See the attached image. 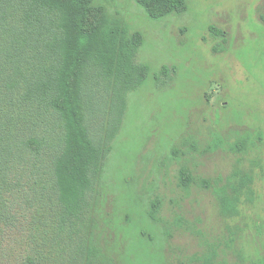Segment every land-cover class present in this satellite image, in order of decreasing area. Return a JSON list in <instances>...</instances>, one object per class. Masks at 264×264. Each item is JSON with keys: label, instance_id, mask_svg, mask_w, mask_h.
Wrapping results in <instances>:
<instances>
[{"label": "rangeland", "instance_id": "rangeland-1", "mask_svg": "<svg viewBox=\"0 0 264 264\" xmlns=\"http://www.w3.org/2000/svg\"><path fill=\"white\" fill-rule=\"evenodd\" d=\"M186 2L153 21L134 0H97L142 34L136 62L149 69L124 107L103 82L88 92L92 133L103 144L116 131L83 229L101 264H264V0ZM24 252L0 224V264Z\"/></svg>", "mask_w": 264, "mask_h": 264}, {"label": "trees", "instance_id": "trees-1", "mask_svg": "<svg viewBox=\"0 0 264 264\" xmlns=\"http://www.w3.org/2000/svg\"><path fill=\"white\" fill-rule=\"evenodd\" d=\"M134 2L153 21L187 12L186 0ZM143 41L97 0H0V224L24 239L22 264H101L83 229L116 131L103 144L92 133L88 92L103 82L124 107L148 76ZM191 181L181 170V186Z\"/></svg>", "mask_w": 264, "mask_h": 264}]
</instances>
